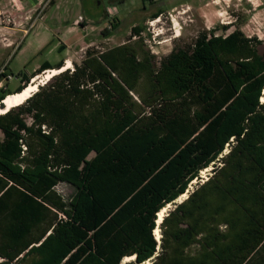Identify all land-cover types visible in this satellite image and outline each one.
Returning <instances> with one entry per match:
<instances>
[{
    "label": "trees",
    "instance_id": "obj_1",
    "mask_svg": "<svg viewBox=\"0 0 264 264\" xmlns=\"http://www.w3.org/2000/svg\"><path fill=\"white\" fill-rule=\"evenodd\" d=\"M142 32L0 115V264H264L262 42L204 31L158 65Z\"/></svg>",
    "mask_w": 264,
    "mask_h": 264
},
{
    "label": "rangeland",
    "instance_id": "obj_2",
    "mask_svg": "<svg viewBox=\"0 0 264 264\" xmlns=\"http://www.w3.org/2000/svg\"><path fill=\"white\" fill-rule=\"evenodd\" d=\"M39 1L40 4L32 11L28 1L19 0L21 13L16 27L19 29L17 37L20 44L17 48L9 49L8 52H13V55L8 60L7 67L3 68V64H0V89L8 86L10 91H15L22 84L24 75L32 77L44 63L56 66L59 62L64 60L65 64L70 59L73 63L71 70H74L75 65L82 63L90 49L105 51L121 44L139 41V37H134L132 33L134 26L142 27L144 48L155 57L158 65L175 47L192 42L199 34L209 29L215 30L216 35H227L235 29H241L247 37H256L255 33L264 37V30L260 32L257 29V26H262L264 17L252 16L249 11L253 9L252 4L256 6L258 3L255 0ZM97 2L102 5L98 6ZM158 12L162 14L158 17L152 16ZM46 13L47 23H41L40 20ZM80 18L83 22L77 24ZM5 19L11 21L8 14ZM157 19L160 20L158 23ZM113 20L120 24L106 37L103 31L110 27ZM152 21L154 22L151 25ZM10 25L15 26V22ZM224 25L234 27L228 30L230 32H225L221 29ZM262 41L264 42V38ZM60 47L64 50H60ZM259 50L264 53V43ZM3 54L6 61L7 53L4 51ZM7 74L12 79H8ZM93 156L94 154L91 155ZM212 170L213 166L202 171L200 178L193 181L189 189H194L198 183L206 180ZM56 190L65 199L73 194L72 187L64 183L59 184ZM182 200L180 197L170 204L166 214ZM125 263L128 262L123 260L122 264Z\"/></svg>",
    "mask_w": 264,
    "mask_h": 264
},
{
    "label": "crops",
    "instance_id": "obj_3",
    "mask_svg": "<svg viewBox=\"0 0 264 264\" xmlns=\"http://www.w3.org/2000/svg\"><path fill=\"white\" fill-rule=\"evenodd\" d=\"M28 1L31 4V8L30 10L34 11L35 8H37L38 4H40L39 0H25ZM258 3L256 4H252V8L250 11L252 16H260V17H264V2L263 0H255ZM27 2V3H28ZM35 2H37V4H35ZM26 5V4H25ZM253 5L255 7H253ZM31 11V12H32ZM20 5H19V0H0V64H3V68L7 67L6 64L8 63V60L12 57L13 52H8L9 49L11 48H17L20 44V39H18L17 35L19 32V29L16 27L18 25V18L20 15ZM8 14L10 16V20L5 19V15ZM48 16V13L45 14L44 18L42 20H40L41 23H47L46 17ZM238 18V17H237ZM12 22H15V26L10 25ZM224 26H228L227 30L224 29ZM221 29L224 30L225 32H230L228 31L229 29L233 28V25H224ZM258 31L263 32L264 30V18H263V22H262V26H257ZM237 29H235L234 31H236ZM241 30V29H239ZM210 31V29H209ZM228 33L227 35L231 34L232 32ZM243 32V31H242ZM244 33V32H243ZM26 34V32H25ZM256 37L259 41L262 42V44L264 43L262 40L264 37H261V35L259 33H255ZM224 35V36H227ZM254 35H252L253 37ZM264 36V32L263 35ZM7 53V60H4V54L3 52ZM8 75V74H7ZM30 76V75H28ZM2 88V87H1ZM5 88H7L8 90H10L8 88V86H6ZM16 91V90H15ZM14 92V91H11ZM256 261L258 262V258L256 259ZM253 264V262H252ZM258 264V263H255Z\"/></svg>",
    "mask_w": 264,
    "mask_h": 264
},
{
    "label": "bare ground",
    "instance_id": "obj_4",
    "mask_svg": "<svg viewBox=\"0 0 264 264\" xmlns=\"http://www.w3.org/2000/svg\"><path fill=\"white\" fill-rule=\"evenodd\" d=\"M160 20H156L158 23ZM155 24V23H154ZM73 66V63L70 59L66 61L64 66L60 69H50L45 71L43 74L35 76L32 81L21 91L18 93H13L8 95L2 102L0 103V115H3L7 113L8 111L12 110L13 108L19 107L23 105L26 101H28L35 93L39 91V88L46 84L50 79L55 77L56 75H59L66 70L71 69ZM264 102V100L262 99ZM3 105V106H2ZM195 181V180H194ZM187 194L182 195L181 199H186ZM178 200V199H177ZM182 200V201H183ZM180 201V202H182ZM179 202V203H180ZM168 207H170V204L163 208L158 213V219H157V228L155 229V236L158 241L161 240V232H160V225L164 220V217L166 216V212L168 211ZM135 260V256H128L124 259L125 262H132ZM152 262V261H151ZM150 261L146 262L145 264H149Z\"/></svg>",
    "mask_w": 264,
    "mask_h": 264
},
{
    "label": "built area",
    "instance_id": "obj_5",
    "mask_svg": "<svg viewBox=\"0 0 264 264\" xmlns=\"http://www.w3.org/2000/svg\"><path fill=\"white\" fill-rule=\"evenodd\" d=\"M80 22H83V19H82V18H80L76 23L78 24V23H80ZM153 22H154V21L151 22V25L153 24ZM72 70H73V69H72ZM7 78H8V79H12V77H11L10 75H7Z\"/></svg>",
    "mask_w": 264,
    "mask_h": 264
},
{
    "label": "flooded vegetation",
    "instance_id": "obj_6",
    "mask_svg": "<svg viewBox=\"0 0 264 264\" xmlns=\"http://www.w3.org/2000/svg\"><path fill=\"white\" fill-rule=\"evenodd\" d=\"M97 5L100 6V5H102V4H101L100 2H97Z\"/></svg>",
    "mask_w": 264,
    "mask_h": 264
},
{
    "label": "water",
    "instance_id": "obj_7",
    "mask_svg": "<svg viewBox=\"0 0 264 264\" xmlns=\"http://www.w3.org/2000/svg\"><path fill=\"white\" fill-rule=\"evenodd\" d=\"M36 76H38V75H36ZM35 77V76H34Z\"/></svg>",
    "mask_w": 264,
    "mask_h": 264
}]
</instances>
